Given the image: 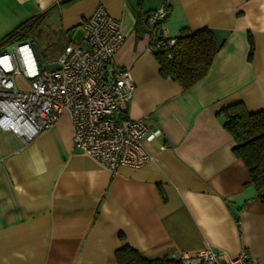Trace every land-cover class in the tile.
<instances>
[{"label": "crops", "instance_id": "0c3cea01", "mask_svg": "<svg viewBox=\"0 0 264 264\" xmlns=\"http://www.w3.org/2000/svg\"><path fill=\"white\" fill-rule=\"evenodd\" d=\"M161 1L0 0V51L17 27L41 17L52 37L29 39L42 63L83 40L96 7L120 23L125 39L108 69H130L134 94L123 117L148 118L144 146L152 154L142 167L112 172L74 148L67 111L29 143L0 130V264H118L114 252L123 246L149 260L244 249L264 264V207L216 115L234 103L264 109V0H166L168 37L208 28L222 43L189 89L162 77L148 49L146 18ZM15 83L30 87L20 74Z\"/></svg>", "mask_w": 264, "mask_h": 264}, {"label": "built area", "instance_id": "2783aa9c", "mask_svg": "<svg viewBox=\"0 0 264 264\" xmlns=\"http://www.w3.org/2000/svg\"><path fill=\"white\" fill-rule=\"evenodd\" d=\"M168 14L166 0L148 13L151 52L177 42L165 33ZM83 26V40L66 44L58 54L57 70L42 68L29 38L0 52V130L10 131L29 143L67 111L75 149L112 172L123 165L142 167L152 160L144 146L148 118L123 117L134 94L132 74L129 68L108 69L125 39L121 25L98 6ZM17 74L29 80L28 90L16 85ZM176 260L181 264H254L244 249L230 257L209 248L193 255L183 254Z\"/></svg>", "mask_w": 264, "mask_h": 264}, {"label": "trees", "instance_id": "16d2710c", "mask_svg": "<svg viewBox=\"0 0 264 264\" xmlns=\"http://www.w3.org/2000/svg\"><path fill=\"white\" fill-rule=\"evenodd\" d=\"M143 1L138 0V4L141 5ZM40 24L41 17H38L20 25L7 37L5 44L32 38L33 31ZM175 38L177 42L172 47L156 50L153 55L160 65L162 77H171L183 89H189L206 76L222 43H217L208 28L196 31L182 29ZM249 42L250 59L254 48L251 37ZM216 115L223 119V127L232 136V152L247 166L251 182L264 207V109L249 112L242 103H234L221 108ZM114 253L118 264H181L176 259L149 260L129 246L118 248Z\"/></svg>", "mask_w": 264, "mask_h": 264}, {"label": "rangeland", "instance_id": "374dc122", "mask_svg": "<svg viewBox=\"0 0 264 264\" xmlns=\"http://www.w3.org/2000/svg\"><path fill=\"white\" fill-rule=\"evenodd\" d=\"M48 29H50V27H47V25L44 23L43 25H39L37 28H35V30L33 31V35H32V37H34V39H36V37L37 38H40V37H44V38H50V37H52L50 34H49V30ZM63 39V37H61V39L59 38V36H57V40L55 41V42H53L52 44H51V46H49V49L50 50H55L58 46H59V44H60V41ZM13 46H15L17 43H11ZM3 51V50H2ZM1 52V51H0ZM42 54H44L43 53V51H42Z\"/></svg>", "mask_w": 264, "mask_h": 264}, {"label": "water", "instance_id": "95a60500", "mask_svg": "<svg viewBox=\"0 0 264 264\" xmlns=\"http://www.w3.org/2000/svg\"><path fill=\"white\" fill-rule=\"evenodd\" d=\"M32 47H33V50H34V53H35V56H36L38 62L42 63V58L39 55V52L37 50V47H36L35 43H33V42H32ZM42 68L46 69V70L53 71V70L59 69V64L56 63V62H53V63H42Z\"/></svg>", "mask_w": 264, "mask_h": 264}]
</instances>
